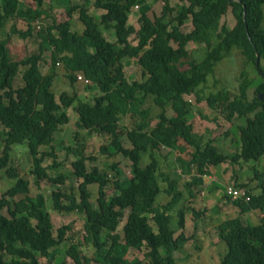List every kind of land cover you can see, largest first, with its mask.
<instances>
[{
  "label": "trees",
  "instance_id": "trees-1",
  "mask_svg": "<svg viewBox=\"0 0 264 264\" xmlns=\"http://www.w3.org/2000/svg\"><path fill=\"white\" fill-rule=\"evenodd\" d=\"M32 1L34 5L21 0H1L0 27L11 22V33L21 37L30 35L32 24L40 22L38 18L43 12L42 0ZM161 1L160 15L151 19L147 14L150 5L146 0H94V7L104 10L97 21L84 3H76L67 8V16L78 9V18L84 26L82 32L71 30L70 18L40 27L37 29L40 38L38 51L20 60H9V42L0 38V135L3 137L0 171L15 178L14 184L0 194V264H39V257H44L46 264H55L50 250L65 240L71 228L69 224L62 225L54 233L51 216L45 209L44 195H29V180L18 174L10 154L13 145L25 144L31 160L30 173L36 181H63L62 175L48 176L42 165L44 155H55L51 145L54 134L61 125L68 123L66 110L76 100L75 95L66 92H61L58 98L53 93V68L57 62L63 64L71 83L77 80L76 73H82L99 91L92 102L78 101L74 106L78 115L76 126L109 135L114 152L132 162L131 176L122 180L120 170L111 165L116 173L113 185L118 193L107 197V173L95 166L87 168V161H93L95 157L85 155L83 143L73 149L78 158L72 162L71 175L81 179L77 184L78 198L71 190L63 192L58 189L51 191L50 198L55 211L76 210L85 216L82 242L94 251L91 257H87L81 253L78 244L69 245L65 253L74 264L91 261L97 264H142L140 259L128 260L126 254L130 247L144 245L148 264H175L173 251L181 249L188 240L182 231L174 236L175 228L181 230L184 227L186 209L183 201L195 195L191 187L203 183L207 167L226 161L264 160V93L259 97L264 91V0H179L175 6L170 5L169 0ZM134 6H138L139 12L137 30L128 24ZM228 7L235 18L232 27L220 25V18ZM19 19L26 21L25 31L17 28L15 21ZM188 19L192 28L184 33L181 26ZM101 25L114 30V42L107 40L100 30ZM133 33L137 40L135 45L129 41ZM190 41L204 43L206 50L202 59H190L186 61L187 68L181 69L182 59L188 57L185 47ZM47 49L50 50L51 69L43 73L39 64ZM232 49L239 50L244 64L252 63L261 81L255 85L254 95L249 98L247 90L253 83L242 70L237 93L230 95L223 87L204 98L208 106H220L228 122L235 116L244 120V124L238 123L239 150L226 155L213 144L212 138L204 140L202 134L193 131L187 118L192 105L184 95L194 94L196 103L200 102V85L212 73L215 64ZM131 58H136L141 67L143 80L130 83L126 79L123 60ZM20 66H23V84L15 88ZM147 98L159 109L153 126L150 109L144 107ZM168 107L174 113L171 116H167ZM127 114L139 118L126 131L130 147L120 141L119 122ZM182 141L192 148L190 157L186 159L181 155L175 158L181 172L170 180L159 170L160 156L168 154L169 150L181 154L185 150ZM42 146H49L51 150L48 153L41 151ZM109 146L101 145L99 152H113ZM144 156L148 161L140 165ZM56 164L53 163L52 167ZM253 170L261 193L245 192L249 200H234L240 214L216 226L219 240L226 245L220 264H264V169L259 173L256 168ZM192 172L186 197L176 188L177 179L180 174ZM159 178H165V187L161 188ZM93 183L98 185L97 208L90 202L88 190V185ZM239 186L237 188L242 189L245 184ZM161 191L170 197L165 203L156 202ZM17 195L24 196L15 201ZM125 209L128 213L121 236L117 225ZM253 209L263 213L261 223L256 225L245 223L241 218ZM4 210L7 214L3 213ZM193 214L198 215L195 211ZM174 215L177 226L172 228Z\"/></svg>",
  "mask_w": 264,
  "mask_h": 264
},
{
  "label": "rangeland",
  "instance_id": "rangeland-1",
  "mask_svg": "<svg viewBox=\"0 0 264 264\" xmlns=\"http://www.w3.org/2000/svg\"><path fill=\"white\" fill-rule=\"evenodd\" d=\"M22 2H30V5H34L32 0H21ZM94 0H42L41 9L42 14L38 18L40 20L41 28L52 25L54 22H61L70 18L71 30L82 32L84 26L78 18V9H75L71 12L70 17L67 16V8L71 7L76 3H84L89 14H91L97 21L100 14L104 10H100L94 7ZM150 5V10L147 12L148 16L153 19L154 16H158L161 13L163 2L161 0H146ZM1 2V0H0ZM170 5L175 6L179 4V0H169ZM138 7V6H137ZM137 7H132L128 24L134 26L137 30L139 28V22L137 21L139 12ZM262 10L264 13V4L262 5ZM37 20V19H36ZM17 20L15 21L16 24ZM225 24L227 27H232L235 24V18L232 14L231 7H228L227 11L220 18V25ZM11 22L6 26L0 27V38H6L9 43H7V51L9 60H20L25 55L31 54L38 51L39 37L37 35V29L32 24L33 29L32 33L26 37H21L17 34H13L10 31ZM18 28L21 31H25L27 28L26 21H19ZM192 28L190 19L186 20L185 23L181 26L182 31L189 32ZM264 29V22L262 24ZM100 30L106 36L107 40L110 42L115 41L114 30L110 28H105L103 25L100 26ZM129 41L135 45L137 40L135 34H131ZM173 47H176L174 43H171ZM186 50L188 51V57L182 59V64H180L181 69L187 68L186 61L190 59L200 60L202 59L204 52L206 50L204 43H194L192 41L188 42L186 45ZM50 50L47 49L43 53V60L40 62V70L43 73L50 71ZM124 63V75L128 82L140 81L144 79V75L141 67L137 63L136 58H131L128 60H123ZM55 77L52 82V91L58 98L61 92H66L69 95H75V102L69 107L67 115L69 116V121L67 124L61 125L59 129L54 134V140L52 142V147L54 151V156L44 155L42 165L46 168V172L50 177H56L62 175L64 177L62 182H52L47 179L36 181L34 175L30 173L31 160L28 155L27 148L25 144L13 145L10 152L11 159L14 167L18 171V174L29 180V195L34 196L37 193H42L45 197V209L49 212L51 220L53 223V231L56 234L58 227L62 225L69 224L71 226L70 230L66 233V238L57 246H54L50 250L52 258L54 259L55 264H61L66 262V264H74L70 256L65 252L66 249L71 244H78L80 246L81 253L84 256L91 257L94 249L91 246L85 245L83 240L84 235V222L85 216L83 213L76 210L72 212H57L53 209L52 200L50 198L51 191H72L74 195L78 198V189L77 184L81 182V179H75L71 175L72 173V162L75 161L78 156L73 151L76 148L77 144H84V153L86 156H94L93 161H87V168L91 169L92 167H97L99 170H102L107 173L108 184L105 187V192L107 197L118 193V190L115 189L113 181L115 179L116 173L115 170L111 168V165H116L120 170L121 174L119 176L120 180L128 178L131 176V161L124 157L122 154L114 152L113 147L109 144L110 137L104 133H98L94 130H87L85 128H78L76 126L78 115L74 109V106L78 101L92 102L93 98L99 94L98 88L92 82L83 83L82 81L70 82L67 77L66 69L63 64L57 62L53 68ZM245 70L247 72L248 78H251L252 85L247 90L248 97L251 98L254 95V88L257 83L261 81V77L257 73L256 69L253 67L251 62L244 64V57L241 55L239 50L232 49L230 53L224 56L219 62H217L213 68L212 73L207 76L206 81L200 85L199 95L202 97V100L196 103L195 95H184V98L188 100L192 109L190 114L187 116L188 121L193 125V131L199 134H202L204 140L212 138L213 144L217 146L219 151L223 154L230 155L234 154L239 150V137H238V123L244 124L242 118L238 119L236 116L228 122L221 111L220 106L212 108L206 104L204 99L208 94L217 92L221 88H227L230 92V95H233L238 92L240 74L241 71ZM23 71V66H20L19 72L15 77L14 87L21 86L22 79L21 73ZM90 81V80H89ZM144 107L150 109V117L152 118L151 126L156 122L155 116L159 109L153 104L150 98L146 99ZM173 111L168 107L167 116L173 115ZM139 119V118H138ZM137 117H131L130 114L123 116L119 122L120 129V141L125 147H130V142L126 136V131L132 128L138 121ZM78 133V136H75ZM183 142V141H182ZM216 143V144H215ZM101 145H107L113 151L108 154H101L99 152V147ZM3 146V137L0 135V154ZM185 150L179 154L178 151L168 152V154L163 153V156H160L159 170L166 174L170 180L175 179L179 176L180 165H177L175 158L177 156H183L188 159L189 153L192 150L191 147H188L186 143L183 142ZM72 150H68V148ZM49 152L51 149L49 146H42L41 151ZM165 151V148H162ZM167 156V157H165ZM146 156L141 158L140 165H144L148 159ZM145 160V161H144ZM57 163L52 167L53 163ZM227 164V172L221 170L220 176L223 178H228L229 171L233 173L234 177H238V182L233 181L231 186L240 187L239 185H244L241 190L246 193H251L258 195L261 193V188L257 184V178H255L254 168L261 172L264 169V160L258 162L250 161L248 163H243L241 167L236 165L234 162H223V164L215 165V169L222 167ZM249 165H253V168H249ZM225 167V166H224ZM159 171V172H160ZM158 172V173H159ZM180 178L177 179L176 188L184 193L188 197L186 186L190 182L191 176H183L180 174ZM205 176V175H204ZM203 176V177H204ZM219 180L214 183L217 186V189L208 191L207 188L201 184L198 186H192L194 194L193 197H188V200L183 201V206L186 209L185 211V222L184 227L180 230L175 228L177 226V218L174 215L171 222V227L175 228L176 236L180 231L183 235L188 238L184 243L181 249L173 251V256L175 258V264H220L221 257L226 251V245L223 241L219 240L216 226L223 221V215L218 216L217 212L213 209L216 205H220L221 202L227 199L226 189L230 185L227 180H222L221 177ZM264 178V175L262 176ZM163 179V180H162ZM159 178V184L162 187H165L167 183L165 178ZM247 181V182H244ZM15 178H9L5 175L4 171H0V194L8 187L13 185ZM202 186V187H201ZM201 187V188H200ZM88 190L90 192V202L94 208H97L96 197L98 192V185L93 183L88 185ZM205 191L204 195H201V192ZM207 191V192H206ZM212 193L209 195L207 193ZM215 194V195H214ZM24 195H17L14 197L15 201L19 200ZM217 196L218 199L215 198ZM228 196V195H227ZM229 197V196H228ZM170 197L164 192H160L157 196L156 202L165 203ZM231 199V198H230ZM232 200V199H231ZM234 201V200H232ZM225 203L233 208L232 203L227 200ZM236 206V205H235ZM219 207V206H217ZM236 209V210H235ZM238 210V211H237ZM193 211L197 212L198 215H194ZM237 211V214L235 213ZM257 215L263 214L260 210L255 211ZM4 214L7 212L4 210ZM128 209L123 211V216L120 218V221L117 225V231L122 236V226L126 220V215ZM239 213V207H234V211L226 210V217H236ZM245 223L250 225H256L259 222L261 223L262 217H257L255 219L245 220L244 216L241 217ZM258 219V220H257ZM33 220V219H32ZM150 220V219H149ZM34 221V220H33ZM151 223V222H150ZM153 231L156 232V227L151 223ZM123 242V239H120ZM147 247L144 245L141 248H132L130 247L127 251L126 258L128 260L140 259L142 264H148V260L145 257V252ZM161 252L164 254V249L161 248ZM46 259L44 257H39V264H46ZM86 264V263H84ZM87 264H97L94 261H91Z\"/></svg>",
  "mask_w": 264,
  "mask_h": 264
},
{
  "label": "crops",
  "instance_id": "crops-1",
  "mask_svg": "<svg viewBox=\"0 0 264 264\" xmlns=\"http://www.w3.org/2000/svg\"><path fill=\"white\" fill-rule=\"evenodd\" d=\"M263 16H264V13H263ZM19 21H23V19H19L18 21H17V28H18V23H19ZM263 22H264V20H263ZM216 144V143H215ZM217 145V144H216ZM243 163H248V162H243V161H238V162H236L235 164L236 165H238L239 167H241L242 165H243ZM221 165L223 164V163H220ZM215 165H209L208 167H207V174L204 176V177H202V179H203V185L207 188V190L208 191H211V190H216L217 189V186H215L214 185V183L216 182V181H218L219 180V177H218V175L220 176V174H221V170L225 173V172H227V169H228V165L227 164H225V165H223L222 167H219V168H217V169H215V167H214ZM225 166V167H224ZM253 165H249V168H253L252 167ZM229 176H228V178H223V177H221V179L222 180H227V181H229L230 183H227L226 185H230L231 186V184L233 183V181H235V182H238V177H234L233 176V173H231V171H229ZM183 175V174H182ZM191 175H193V172H192V174ZM190 174H184L183 176H191ZM244 182H247V181H244ZM258 184V183H257ZM202 187V186H201ZM200 187V188H201ZM207 192V191H206ZM205 194V191H203V192H201V195H204ZM207 194H209V195H213V192L210 194L209 192L207 193ZM206 195V194H205ZM215 195V194H214ZM226 197H227V199L225 200L226 202H227V200H229L231 203H232V205H233V208L229 205H227L226 203H225V201H223V202H221L220 203V205H216L215 207H214V211L215 212H217L218 214V216H220V215H223V220H225V219H227V218H232V217H226L224 214H226V210L228 211V210H232L233 209V211H234V207H236L234 204H233V201L230 199V197H228L227 195H226ZM215 198L216 199H218L217 198V196H215ZM217 206H219V207H217ZM236 210V209H235ZM256 210H259V209H253V210H250V211H248V212H245L244 214H243V216H244V219L245 220H249V219H255V218H257V217H262V215L263 214H261V215H257V213L255 212ZM238 211V210H237ZM237 211L235 212L236 214H237ZM258 220V219H257ZM260 223V222H259ZM258 223V224H259Z\"/></svg>",
  "mask_w": 264,
  "mask_h": 264
},
{
  "label": "built area",
  "instance_id": "built-area-1",
  "mask_svg": "<svg viewBox=\"0 0 264 264\" xmlns=\"http://www.w3.org/2000/svg\"><path fill=\"white\" fill-rule=\"evenodd\" d=\"M137 7V6H135ZM138 8V7H137ZM34 26L36 29H39L41 27L39 21H35ZM76 79L77 81H82L83 83H89V79L86 78L82 73H76ZM227 195L232 199V200H237L240 198H244L245 200H249V197L245 195V192L241 190L240 188H236L233 186H229L226 189Z\"/></svg>",
  "mask_w": 264,
  "mask_h": 264
},
{
  "label": "water",
  "instance_id": "water-1",
  "mask_svg": "<svg viewBox=\"0 0 264 264\" xmlns=\"http://www.w3.org/2000/svg\"><path fill=\"white\" fill-rule=\"evenodd\" d=\"M256 64H257V62H256ZM263 93H264V91L260 92L259 97H261Z\"/></svg>",
  "mask_w": 264,
  "mask_h": 264
},
{
  "label": "clouds",
  "instance_id": "clouds-1",
  "mask_svg": "<svg viewBox=\"0 0 264 264\" xmlns=\"http://www.w3.org/2000/svg\"><path fill=\"white\" fill-rule=\"evenodd\" d=\"M36 28V27H35Z\"/></svg>",
  "mask_w": 264,
  "mask_h": 264
}]
</instances>
